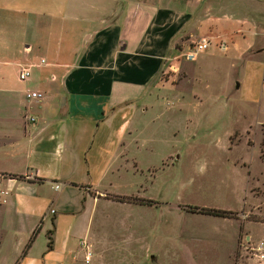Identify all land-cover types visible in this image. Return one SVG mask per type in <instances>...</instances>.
<instances>
[{
	"label": "crops",
	"instance_id": "obj_1",
	"mask_svg": "<svg viewBox=\"0 0 264 264\" xmlns=\"http://www.w3.org/2000/svg\"><path fill=\"white\" fill-rule=\"evenodd\" d=\"M184 3L0 0V226L10 224L12 237L0 227V264H75L74 240L96 204L90 193H131L121 187L133 173L114 162L176 43L211 37V53L227 56L228 113L243 127L235 128L264 125L263 22L214 13L212 0ZM23 67L29 75L19 80ZM31 91L39 97H26Z\"/></svg>",
	"mask_w": 264,
	"mask_h": 264
},
{
	"label": "rangeland",
	"instance_id": "obj_2",
	"mask_svg": "<svg viewBox=\"0 0 264 264\" xmlns=\"http://www.w3.org/2000/svg\"><path fill=\"white\" fill-rule=\"evenodd\" d=\"M185 1L163 3L184 10ZM212 4L214 13L257 16L264 24V0ZM180 45L148 85L114 162L117 172L133 173L121 187L131 193L122 200L90 193L96 204L85 236L74 240L75 264H239L264 241V125L235 128L243 127L228 113L226 53L208 48L187 61ZM0 227L11 241L10 224Z\"/></svg>",
	"mask_w": 264,
	"mask_h": 264
},
{
	"label": "built area",
	"instance_id": "obj_3",
	"mask_svg": "<svg viewBox=\"0 0 264 264\" xmlns=\"http://www.w3.org/2000/svg\"><path fill=\"white\" fill-rule=\"evenodd\" d=\"M212 38L211 37H203L198 39L197 41L193 42L190 46L186 48V51L183 52V57L187 61H193L198 54L205 52L210 44ZM218 48L221 51L225 50V44L223 40L218 41ZM43 63V60H40ZM29 75V69L27 67L20 68L18 71V79L24 80ZM38 92H28L26 97L28 98H35L39 97ZM88 254L85 255L84 260H87ZM246 261L239 263V264H264V241L257 240L252 246H250L249 250L247 251Z\"/></svg>",
	"mask_w": 264,
	"mask_h": 264
},
{
	"label": "trees",
	"instance_id": "obj_4",
	"mask_svg": "<svg viewBox=\"0 0 264 264\" xmlns=\"http://www.w3.org/2000/svg\"><path fill=\"white\" fill-rule=\"evenodd\" d=\"M10 176L14 177L16 179H23L24 178L23 176H20V175H10ZM114 198L119 199V200L123 199L122 197H118V196H115ZM190 209H192L193 211H197L199 213L207 214V215H211V216L228 217L229 215H231V212H228L225 210L211 209V208H206V207H190ZM34 234H35V230L32 232L27 243L24 245V249H26L29 246Z\"/></svg>",
	"mask_w": 264,
	"mask_h": 264
},
{
	"label": "water",
	"instance_id": "obj_5",
	"mask_svg": "<svg viewBox=\"0 0 264 264\" xmlns=\"http://www.w3.org/2000/svg\"><path fill=\"white\" fill-rule=\"evenodd\" d=\"M235 86H236V84H235Z\"/></svg>",
	"mask_w": 264,
	"mask_h": 264
}]
</instances>
